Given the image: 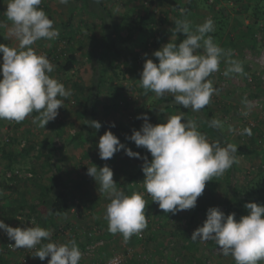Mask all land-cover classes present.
<instances>
[{"label":"rangeland","instance_id":"obj_1","mask_svg":"<svg viewBox=\"0 0 264 264\" xmlns=\"http://www.w3.org/2000/svg\"><path fill=\"white\" fill-rule=\"evenodd\" d=\"M103 1L111 14L121 18L120 35L123 37L128 36V27L132 18L135 17L138 20L147 7L144 6V0ZM181 1L184 4L183 1L186 0ZM258 1L198 0L192 4L193 8L187 20L195 29L197 25L211 18L214 31L207 35L212 36L214 42L226 52L230 50V58L240 62L243 68L242 73H232L226 77L223 72L227 65L222 58L220 73L209 77L213 87L218 90V94H214L211 98L210 107L220 111L218 120L222 121V130L232 144L237 147L240 145L251 147L254 136L256 141L260 140L259 145H255L260 152L248 156L238 155L239 163L236 164V169L238 185L244 190L252 189L264 198V31L261 30L262 27L264 28V21L255 24L252 19L253 6L257 5ZM7 3L8 0H4L2 5L0 4V21L10 27L11 22L7 21L4 15ZM261 5L264 6V2ZM43 6L50 7L49 13L56 19L54 28L59 30V36L53 41L39 40L32 47L37 54L46 56L55 65L54 71L50 74L51 77L62 83L66 89H70L72 95L64 101L63 107L58 109L55 120L50 121L45 129L32 123L37 113L31 114L20 123L0 120V201L17 200L23 196L32 203L40 201L42 189L51 183V173L44 170L40 174H34L31 169L38 151L47 149L43 146V141L46 139L51 142L48 146L57 147L54 160L73 198L71 208L65 215L50 218L47 229L51 230V240H45L42 243L65 244L75 240L82 253L79 264H104L115 255H121V264H196L199 262L235 264L231 256L224 257L218 251V246H212L214 241L191 240L193 231L202 226L206 220L208 208L214 207L219 201L225 199L226 172L206 182L204 192L198 197L195 208L182 210L175 215L166 214L146 193L142 183L145 175L137 173V166L142 160L140 150L131 141L119 140L126 148L139 153V158L129 157L125 150L121 149L112 158L102 160L97 146L101 135L97 134H88L84 143L69 142L76 131L72 126L73 118L78 117V112L81 110L76 96L81 95V90L87 89L91 83L92 67L88 55L92 50L93 31L89 28L92 25L89 23L88 26L83 27L82 31L74 34L73 41L69 42L63 38L65 27L61 26V23H64L70 15L69 6L60 4L59 0H42L39 7ZM248 7L250 8L247 12L245 9ZM155 8L159 20L157 26L152 29L146 28L147 30L142 33L135 32L132 39H129L131 44L135 41L136 45L132 44V46L136 56L130 62L131 65L124 64L122 59L121 62L118 61L121 65V78L115 79L111 72L106 74L108 82L101 94L102 104H109L119 111L118 126L129 131L126 133L128 137L132 135L133 129L139 130L144 122L142 119H137L138 116L147 114L151 123L153 107L155 109L161 100L154 93L145 94V90L140 87V73L147 59L145 52L152 48L155 41L165 40L163 36L165 29L168 30L166 33L168 37L171 35L169 31H172L171 41L177 37L173 35L175 20L171 19L170 26L161 21L168 11V6ZM83 17V14L77 15V18ZM0 43L9 47H15L18 44L15 38L9 35L8 28H0ZM72 52L76 53L78 58L76 68L65 72L52 58L56 57L64 62ZM0 63H2V54H0ZM112 80L115 84H111ZM245 97L251 102L250 110L242 103ZM99 111L104 113L101 106ZM244 111H249V114L243 115ZM180 114L186 121V116L180 110L170 108L169 111L161 114L157 124L166 123L168 117ZM197 125L199 130L201 122L198 121ZM246 127L251 129V136L240 134ZM254 127L259 129L260 133L254 134ZM213 137L215 138L214 135ZM9 138H16L18 142L10 147L6 144ZM33 143L37 144L36 148H32L29 155L20 159L12 169H8L9 162L2 157L3 147L19 153V147L25 148ZM93 166L98 168L108 166L113 171V180L117 184L118 182L122 184L126 177L136 174L125 194L131 195L137 192L142 194L146 201L147 227L140 235H133L125 242L120 234L113 235L108 232L104 215L110 200L107 194L99 191V184H96L94 178L87 175V168ZM14 174L19 177L17 181L12 182L9 179ZM3 210L0 204V211ZM3 212H0V220L13 228L40 226L37 214L30 215L26 211L17 216L2 217ZM17 217H23V224L16 219ZM12 243L14 241L9 240L3 230H0V253H5L8 258L7 264H48L50 256L43 261L34 257L35 251L41 245H37L36 249L13 250L10 245Z\"/></svg>","mask_w":264,"mask_h":264},{"label":"clouds","instance_id":"obj_2","mask_svg":"<svg viewBox=\"0 0 264 264\" xmlns=\"http://www.w3.org/2000/svg\"><path fill=\"white\" fill-rule=\"evenodd\" d=\"M41 3L42 0H8L4 15L11 26L0 21V28H8L9 35L18 42L15 47L0 43V120L20 123L37 113L32 123L45 129L50 121L55 120L58 109L63 107L72 92L51 77L55 65L32 47L39 40L53 41L59 36L53 20L39 7ZM59 3L66 5L69 0H59ZM184 13L185 9L181 8V16ZM212 31L211 18L195 29L186 18L176 19L173 35L182 33L185 38L179 43L170 40L154 51L152 55L158 63L145 60L139 79L145 94L151 92L161 99L170 95L174 103L194 112L207 106L212 96L218 94L209 77L220 70L222 58L227 65L224 76L243 72L240 62L230 58V50L226 52L212 36L207 35ZM242 103L250 110L251 102L246 97ZM242 114L247 116L249 111ZM137 119L144 121L141 128L133 129L132 135L126 138L150 152V162L144 157L142 171L145 179L142 183L152 202L166 214L175 215L195 208L206 182L239 163L235 144L222 147L219 142L210 143L198 130L196 121H185L182 114L170 116L166 123L157 125L149 122L147 114ZM88 124L96 130L101 128L98 121H88ZM111 126L115 127V124ZM209 126L220 129L223 123L212 119ZM240 134L251 136L252 131L246 127ZM97 146L102 160L112 158L121 149L127 156L139 158V153L126 148L111 131L99 138ZM87 175L94 178L99 191L107 194L110 200L104 215L108 232L120 234L125 242L133 235H140L147 227L146 201L142 194L126 195L119 190L108 166L88 167ZM244 207L248 215L241 216L238 221L235 213L225 215L218 207L208 208L206 220L193 231L191 240L214 241L221 255L231 256L235 264H262L264 205L248 202ZM16 219L23 224V217ZM0 230L14 241L10 244L13 250L36 249L41 245L34 257L43 261L50 256L48 264H79L82 258L75 240L65 244L42 243L51 240L50 229L40 226L13 228L0 220Z\"/></svg>","mask_w":264,"mask_h":264},{"label":"trees","instance_id":"obj_3","mask_svg":"<svg viewBox=\"0 0 264 264\" xmlns=\"http://www.w3.org/2000/svg\"><path fill=\"white\" fill-rule=\"evenodd\" d=\"M4 0H0L2 5ZM257 5L253 6L252 19L255 24H258L260 21H264V6L263 0H259ZM168 6V11L165 13L162 18V22L171 25V19H185L187 15L192 11L193 6L189 4L182 5L179 0H144V6L146 7L145 13L142 16H139L138 20L133 17L132 22L129 23V33L128 36L123 37L120 35V26L122 25V20L119 16L111 14L110 9H107V5L104 4L103 0H72L69 1L67 6L70 9V15L64 23H61V26L65 30L63 31L64 37L69 42L73 41L75 33L82 31V28L90 23L92 26L89 27L93 31L91 38L92 50L89 53V60L92 67V76L91 83L87 89L81 90V95L76 96L77 103L80 107L78 112L79 116L73 118L72 126L75 128V133L71 136V143H84L86 142L88 134H97L103 135L106 131H111L119 140L127 139L129 131L122 129L118 126V114L119 111L111 105L101 103V94L103 89L107 86L108 78L106 74L111 72L114 75L115 79L121 78V65L118 64V61L122 59L124 64L131 65V61L136 56V53L133 51L132 44H135V41L131 44L129 39H132L135 32H145L148 29H152L157 26L159 20L156 14V6ZM47 16L56 21L55 17L50 15L49 6L42 7ZM41 8V9H42ZM185 9L183 16L180 14V9ZM250 7L246 8L245 11L248 12ZM78 14H83V18H77ZM172 16V18H171ZM113 20V22L111 21ZM261 30L264 31L262 27ZM166 33L168 30L165 29L163 36H165L166 42ZM185 38V35L178 33L177 37L174 39L175 42L179 43ZM157 40L153 43L152 48L147 50V59H152L154 62L158 63V59L152 54L154 51L159 50L162 45L166 44ZM138 44V43H137ZM82 45V44H81ZM136 45V44H135ZM82 47V46H81ZM81 50V49H80ZM109 53L106 55V53ZM55 63L59 64L61 69L65 72H70L76 68V63L78 61L76 53L72 52L67 57L66 61L61 62L56 57L52 58ZM121 62V61H120ZM132 71V69L130 70ZM134 71V70H133ZM112 80L111 84H115ZM80 91V90H79ZM103 109L104 113L102 114L99 111V108ZM209 103L203 109L198 112L192 111L191 108H183L181 105L174 103L172 96L163 98L159 101L157 107H153L151 124L156 125L159 117L162 113L169 111L170 108L180 110L187 120H194L196 123L201 122L199 131L206 135L210 143L219 142L220 145L226 146L228 143H231L229 137L224 133L222 128L216 129L209 126V122L212 119H218L219 110L210 107ZM98 121L101 123V128L99 130L94 129L88 124V121ZM115 124V127H112V124ZM254 134L260 133V130L254 127ZM215 136V138L213 137ZM130 137V136H129ZM131 141L130 139H127ZM18 140L16 138H9V141L6 143L8 146L12 147ZM135 146V142L131 141ZM260 140L256 141V137H253L251 142V147L248 145L238 146V151L236 156L244 155L248 156L250 154L259 153L260 151L255 147L259 145ZM51 143L49 140L43 141V146L47 149H40L38 154L35 156L33 161V168L31 172L34 174H40L44 170L51 173V183L48 187L42 189L40 201L38 203H32L27 198L19 197L16 199L3 200L0 201L2 208L7 215L16 216L17 214L28 212L30 215L37 214L40 227L47 229V224L50 221L51 217L58 215H65L71 208L72 198L69 186L62 177V173L59 171V168L55 162V153L57 147L55 145L48 146ZM37 144L33 143L25 148H18L19 153H15L14 150H7L6 147L2 149V157L6 158L9 162L7 168L12 169L20 159L25 158L29 155L32 148H36ZM263 146V145H261ZM137 147V146H136ZM140 150L142 157L140 165L137 166V173H143L142 165L144 163V157H147L150 162L152 157L150 152L143 147H137ZM264 164V158H263ZM135 175L126 177L124 182L120 184L118 182L117 187L119 190L124 193L127 192L129 185L134 179ZM19 176L14 174L9 180L14 181ZM17 181V180H16ZM225 183H226V197L223 201H219L214 207H218L222 210L225 215L235 213V219L238 221L241 216L248 215V210L244 205L248 202H255L258 205H264V198L260 195H257L252 189H242L238 185V175L236 164H234L230 169L226 171L225 174ZM213 247L217 245L213 242ZM8 250V248H7ZM8 258L5 253H0V264H7ZM202 264V263H196Z\"/></svg>","mask_w":264,"mask_h":264},{"label":"crops","instance_id":"obj_4","mask_svg":"<svg viewBox=\"0 0 264 264\" xmlns=\"http://www.w3.org/2000/svg\"><path fill=\"white\" fill-rule=\"evenodd\" d=\"M179 1H180L181 4H182V1H181V0H179ZM195 2H198V0H186L185 2L183 1L184 4H182V5L189 4V6H190V5H192L193 3H195ZM195 5H196V4H195ZM164 6H166V4H165ZM160 7H161V6H160ZM189 14H190V13H189ZM189 14H188V15H189ZM188 15H187V16H188ZM171 18H172V16H171ZM186 19H187V17H186ZM169 33H171V35H169V37L166 38L168 41L172 38V37H171V36H172V31L170 30ZM159 40H160V39H159ZM163 43H165V40L163 41ZM3 211H4V210H3ZM3 211H0V212H3ZM4 216H8V217H9L10 214L7 215L5 212H3V213H2V217H4ZM16 216H17V215H16Z\"/></svg>","mask_w":264,"mask_h":264},{"label":"built area","instance_id":"obj_5","mask_svg":"<svg viewBox=\"0 0 264 264\" xmlns=\"http://www.w3.org/2000/svg\"><path fill=\"white\" fill-rule=\"evenodd\" d=\"M218 73H220V70L215 72V73H213V74H218ZM30 176H31V174H30ZM121 263H122L121 255H115V256H113L110 260H108L104 264H121Z\"/></svg>","mask_w":264,"mask_h":264}]
</instances>
